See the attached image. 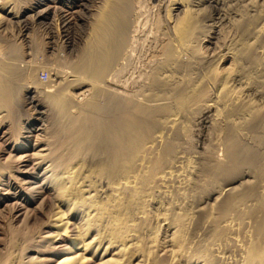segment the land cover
<instances>
[{"label":"bare ground","instance_id":"bare-ground-1","mask_svg":"<svg viewBox=\"0 0 264 264\" xmlns=\"http://www.w3.org/2000/svg\"><path fill=\"white\" fill-rule=\"evenodd\" d=\"M97 1L70 72L0 35V264H264V0Z\"/></svg>","mask_w":264,"mask_h":264},{"label":"rangeland","instance_id":"rangeland-1","mask_svg":"<svg viewBox=\"0 0 264 264\" xmlns=\"http://www.w3.org/2000/svg\"><path fill=\"white\" fill-rule=\"evenodd\" d=\"M26 1H28V0H26ZM30 1H32V0H30ZM148 1L149 2L147 4L149 6H145V7H146L147 11L149 12L151 10V8H153V6L157 4V2H152L150 0H148ZM161 1L165 2L166 0L165 1L161 0ZM68 2H74V0H69V1L68 0H45L43 7H41L40 10H42L44 8L46 9L47 7H49V8L51 7V8L47 11L48 14H47V12L45 13L43 20H37L36 17L34 16V13H28L24 16L33 15L35 17V19L33 17H31V18L34 19V21L31 18H29L26 20L27 24L25 21H24L25 23L23 24V23L18 22V20L14 19V18L11 20H9L10 18H8L5 21L6 24L4 22L2 24V27H1L2 34L0 33L1 38L6 36L4 38L7 39L8 41H10V43L14 42L16 44V46H18L20 48L21 53H22V56L15 57V58H14V56L10 57V58L14 59L13 61L11 60V62H14L16 64L18 63V65L21 68L23 67L24 69L29 68V67H35L36 70L34 71V79L33 80H35L36 82H39V75L41 73H47L48 74L49 68H52V67L58 66V68H60V70H62V71L65 70L64 72H70L69 69H67L66 63L68 61L72 62V60L75 59V56L77 55V52H78L75 49H77V46L80 47V45H78L79 40H80V38L81 39L84 38V36H85L84 34L87 33V21H89V18H90L89 17L90 14L88 12V9H91V7L94 5V3L98 2V1L97 0H81V3L84 6V8L80 9V11H78V13H76L75 15L70 14V11L68 12L65 9L66 3H68ZM146 9H145V11H146ZM154 9H156V8H153L152 9L153 11L151 10L152 12H150V13L156 14V10H154ZM150 13L149 14L147 13L146 15L148 16V15H150ZM65 14H66V16H65ZM204 14L207 16L208 15L214 16L215 13L211 9L208 8L204 12ZM143 16L140 19H142ZM150 16L148 18H150ZM64 18L66 19V21ZM145 18L146 17H144L142 20H144ZM67 19H68V21H67ZM86 19H87V21H85ZM21 20H22V18H21ZM32 22H35V23H32ZM65 22L67 25L65 24ZM68 23H71V24H68ZM84 24H86V25H84ZM149 24L150 23H148V25ZM146 27L147 26H145V28H144L145 31H147L149 29V27H148V29ZM24 30H25V32H24ZM85 30H86V32H85ZM23 32H24V34H28L27 35L28 37L29 36H31V37L37 36L40 41L42 40L41 43L43 44V42H44V44L41 45V47L39 48V45L33 44V46H31L30 45L31 43L28 42L29 41L28 38L25 41L20 40L19 35L22 34ZM69 38L71 40L74 39V42L72 44H69L68 47H67V45H65V47H62L61 42L65 41V40H67V42L71 41ZM0 41H1V39H0ZM48 42H50V44L47 45L46 47H43ZM18 47H16V48H18ZM1 52H3V50L1 49V46H0V60L4 61L3 60L4 55H2L4 53H1ZM150 52H151L150 50L148 51L149 54L146 52L147 55L146 56L144 55V57H142V60H144V58L145 59L149 58L150 55L153 54L152 52L151 53ZM148 55H149V57H148ZM5 61L9 62L8 60H5ZM128 71L131 73L133 71L132 75L136 76V74L134 73L135 70H132V68L128 69ZM128 71L126 69V71H123V73L120 74L119 77H117V79L116 78L113 79L114 80L113 81L114 86L109 85V86H111V89H115L116 88L115 86H120L121 83L119 81H122V80H124V78H128L129 76H131V74ZM127 72H128V76H127ZM48 81L49 80H47L46 82H42L41 84L42 85H47V84L49 85ZM49 86H52L50 88V90H54V92L59 91V88H57V85H54V86L49 85ZM112 87H114V88H112ZM194 127L195 128L192 129V132L194 133L193 135L195 136V137L193 136L194 140L196 141L195 144L198 143L197 145L199 147H201L204 142H205L204 143L205 145L207 143H209V139H208L209 135L207 136V133L205 135V132H206L205 129H203V127H200L199 125L194 126ZM204 136L207 138L205 139ZM0 146H2L1 143H0ZM1 148H0V152H1Z\"/></svg>","mask_w":264,"mask_h":264},{"label":"built area","instance_id":"built-area-1","mask_svg":"<svg viewBox=\"0 0 264 264\" xmlns=\"http://www.w3.org/2000/svg\"><path fill=\"white\" fill-rule=\"evenodd\" d=\"M45 78V77H44Z\"/></svg>","mask_w":264,"mask_h":264}]
</instances>
